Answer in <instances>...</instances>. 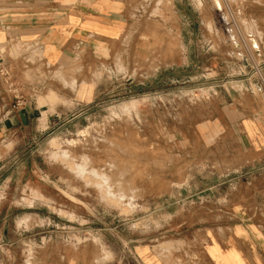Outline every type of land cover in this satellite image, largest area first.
Returning a JSON list of instances; mask_svg holds the SVG:
<instances>
[{
  "label": "rangeland",
  "instance_id": "obj_1",
  "mask_svg": "<svg viewBox=\"0 0 264 264\" xmlns=\"http://www.w3.org/2000/svg\"><path fill=\"white\" fill-rule=\"evenodd\" d=\"M183 1H143L121 73L72 74L74 97L89 78L95 98L2 147L0 258L139 264L146 248L186 249L195 197L172 180L179 164L193 173L196 122L240 99L264 105V0Z\"/></svg>",
  "mask_w": 264,
  "mask_h": 264
},
{
  "label": "crops",
  "instance_id": "obj_2",
  "mask_svg": "<svg viewBox=\"0 0 264 264\" xmlns=\"http://www.w3.org/2000/svg\"><path fill=\"white\" fill-rule=\"evenodd\" d=\"M143 1L0 0V52L25 100L13 108L16 99L0 79V153L7 141L50 127L62 105L95 98L97 85H88L89 78L78 82L74 97L72 74H120L122 59L138 55L129 31ZM57 73L65 75L62 81L54 78ZM51 91L58 100L43 103ZM189 140L197 145L184 150L185 158L193 155V173L186 162L179 164L181 177L172 182L177 180L185 199L195 197L186 216L195 236L187 239L186 249L146 248L136 253V261L264 264V105L240 99L221 106L195 123ZM85 262L74 255L0 258V264Z\"/></svg>",
  "mask_w": 264,
  "mask_h": 264
},
{
  "label": "built area",
  "instance_id": "obj_3",
  "mask_svg": "<svg viewBox=\"0 0 264 264\" xmlns=\"http://www.w3.org/2000/svg\"><path fill=\"white\" fill-rule=\"evenodd\" d=\"M0 79L4 82L6 87L8 88L9 92L13 94L16 101L13 104V108H19L24 105V98L21 92V85L19 81L16 80L12 69L8 65L6 59L0 52Z\"/></svg>",
  "mask_w": 264,
  "mask_h": 264
},
{
  "label": "bare ground",
  "instance_id": "obj_4",
  "mask_svg": "<svg viewBox=\"0 0 264 264\" xmlns=\"http://www.w3.org/2000/svg\"><path fill=\"white\" fill-rule=\"evenodd\" d=\"M216 2H217V0H215ZM78 167V166H77ZM83 172V171H82ZM95 172V171H94ZM93 173V172H92ZM82 174V173H81ZM97 174V173H96ZM92 177V176H91ZM98 178H99V176H98ZM105 178V177H104ZM106 179V178H105Z\"/></svg>",
  "mask_w": 264,
  "mask_h": 264
}]
</instances>
